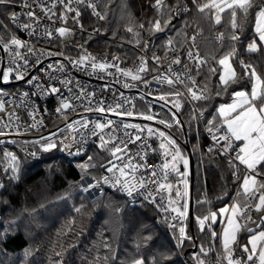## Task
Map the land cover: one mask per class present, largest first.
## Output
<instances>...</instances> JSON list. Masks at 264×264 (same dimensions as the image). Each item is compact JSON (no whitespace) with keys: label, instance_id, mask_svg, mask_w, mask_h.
I'll use <instances>...</instances> for the list:
<instances>
[{"label":"trees","instance_id":"1","mask_svg":"<svg viewBox=\"0 0 264 264\" xmlns=\"http://www.w3.org/2000/svg\"><path fill=\"white\" fill-rule=\"evenodd\" d=\"M110 1H102L100 5L101 13V6L105 4L107 7ZM126 1L129 6L128 9L130 8L127 12L130 25L131 21L135 24L136 18L142 20V25H147V23L150 25L153 22L151 20L164 19L168 16L171 17L170 23L163 31L159 32H148L145 27L144 30H141L136 26H133L136 31H125L118 24L119 28L116 32L113 30L114 25L112 27L108 21L109 15L104 16L105 20L103 19L99 23L84 18L83 21L86 26L99 27L100 36L84 33L87 37L81 39L80 33L74 32L45 46L58 52L74 53V46L81 44L91 50L104 52L109 56L117 53L120 59L131 64L139 58V54L132 48L136 53V57L125 56L116 41L119 36L132 41L139 50L146 51L154 48L166 53L169 41H171V44L180 47L192 33H196L201 54L203 44L211 47V55L208 60L206 59L207 61L205 60L206 63L197 74L198 80L206 88V95L209 97L207 100L196 103L199 115L202 111V115H200L202 123L207 127L209 126L207 122L217 116L216 109L232 101L229 93L234 89L249 90L250 88L248 78L243 77L237 83L232 84L227 93H222L220 96L216 95L218 75L211 72L210 69L218 68L216 59L220 57V51L221 54L225 51L221 47L226 42H230L234 46L235 52L232 60L237 67L235 70L238 75L243 72L240 61H243L244 64L254 65L259 74H264L263 53L258 51L251 54L247 50L248 43L255 38L250 28V17L244 18L243 14L239 13L238 27L235 29V34L239 36V40L233 41L231 40L233 28L228 33L221 26L216 28L212 26L211 17L199 12L193 0H184L188 2V9L180 19L174 17L173 9L176 4L183 0H163L164 6L161 9H158L159 6L156 5V0ZM261 2L262 0H256L251 10L254 12ZM12 9L9 5H0V34L6 38L15 33L10 22ZM159 12L161 13L160 16ZM204 24L214 27L211 28V33L208 35L203 29ZM137 29L139 30L137 31ZM102 30L105 33H101ZM219 31L224 34V39L220 45L214 41V36ZM111 33L115 37L111 36ZM211 36L212 38L209 39ZM145 44L147 45L146 48L144 47ZM180 109L182 113L171 110L175 114V119L172 118L173 116L169 112L168 114L171 115L172 121H180V126L183 124V129L181 128L182 139L180 138V141H182L180 143L183 145L184 150L185 145H189L193 158V226L195 238L198 242L195 252H186L194 246L191 231L187 226L188 216L185 231L190 238L186 239L183 246L180 247L178 246L176 230L174 228L170 229L171 227L169 228L166 224L167 221L164 222L161 219V212L154 204L144 201L131 203L117 192L103 191L95 199V202H97L95 206L92 199L80 191V185L78 186L77 183L81 179V173L72 164L73 160L68 161L59 154L52 152L47 153L42 161L45 167L41 168L37 167L38 163L21 158V162L18 163L19 166L17 167L16 180L9 176L14 173L10 170L12 168L0 166V176L3 179V186L0 190V233L4 229L7 230L0 236V264H130L137 259L143 260L145 264H154V262L155 264H197L198 259L204 261V264H216L220 247H217L215 240L207 233L206 228L205 231L199 230L197 218H202L205 214L229 204L237 189V181L232 176L233 170L229 163L222 161L215 153L206 150L205 142L198 131L200 124L193 118V112L189 104L183 100ZM57 121L59 120L52 121V127ZM60 121L62 126V120ZM94 148L98 150L99 147L94 145L87 155ZM0 150V153H2L5 149ZM102 153H104L107 160L110 159L106 151L102 150ZM52 161L57 163H48ZM108 166L98 169L99 177L101 172ZM46 167L48 168L46 169ZM53 172L54 175L49 178V175ZM61 173H63V179L60 180L58 175ZM69 180L71 184H65V181ZM189 183L190 177L188 186ZM49 187H52L51 193L47 191ZM66 197L73 199L78 197L87 198L86 200L89 201L81 208L79 213L76 208L82 204L74 206L75 211L71 210V214H67L72 216L66 217L64 216L66 213L61 212L56 217L47 218L50 224H47L46 233L40 235L42 236L40 242L33 244L35 238L32 231L25 230V220L31 216L33 218L37 215H45L51 208H60L62 203L58 199ZM112 200L118 201L120 205L124 204L127 211L124 216L118 217L113 208L106 209V203H111ZM99 202L101 207L98 206ZM138 213L139 220L136 217ZM142 215L150 218V226L146 229L140 226ZM246 224L248 223H243L240 240L243 239L245 234ZM122 227H124L123 230ZM201 247L207 251V255L200 251ZM233 252L241 256L240 252L236 250ZM185 253H187L186 256ZM242 258L244 259V257Z\"/></svg>","mask_w":264,"mask_h":264},{"label":"built area","instance_id":"2","mask_svg":"<svg viewBox=\"0 0 264 264\" xmlns=\"http://www.w3.org/2000/svg\"><path fill=\"white\" fill-rule=\"evenodd\" d=\"M103 0H86L85 3H79L78 0H13V3L9 4L13 9L10 14V22L14 29V34L7 38L0 34V70L7 71L9 67L13 69L12 74L8 82H0V102H6L4 104V110L0 111V129L9 134H21V133H33L39 134L41 137L38 140H34L27 145H17L16 143L24 140L22 137L16 139L9 138L8 136H0V149L16 151L21 157L29 160L30 162L43 161L47 153H57L68 161H75L84 158L91 147L100 141L98 136H92L88 130L80 128L76 121L87 119L90 122H103L115 121L113 128L116 129L115 135L123 140L135 139L137 134L136 128L125 129L124 123L135 124L145 129L144 132L139 133L144 141V147L141 148V141H135V143H129L127 145L128 151L125 153L124 160H114L115 164L122 166L125 161H132L135 164L143 165L147 162V168H139L134 173H129V169H125L127 179L132 184H136L141 179L156 180L159 183H171L173 185L171 189L172 193H176L177 188L181 191V181L176 176L175 172L169 168L164 170L161 165L166 162L164 156V150L159 149L161 138L157 135L148 136L146 122L132 118L128 116H120L114 114L115 112L133 111L132 105H135L138 99L144 102L153 100L154 96L165 95L166 98H180L185 103L189 104L193 112L196 121L199 122V134L205 142V148L208 151L213 146V136L209 133L208 127L202 123L199 111L197 110L195 101L191 99V93L187 91V87H193L191 81L187 79L190 75L198 83V88L193 87V91H202L207 93L206 88L201 84L197 78L196 73V61L190 60L187 56V51L198 53L199 57L203 59V56L198 48V38L196 33H192L188 39L182 44V46H176L171 44V50H169V44L166 49V53L161 52L158 49L152 48L151 50H139V58L133 63L129 64L120 59L117 55L109 56L104 52L94 51L87 47L77 44L74 46V53L58 52L52 48H47L50 42H53L59 38V34L56 32L57 28L64 27L66 29L74 30L73 33H87L90 32L99 35V27H88L84 23V18L99 23L102 20L99 19L95 13H101L100 5ZM91 3L93 7H88L87 4ZM188 2L182 1L176 4L173 9V15L175 18L180 19L186 11H177L178 6H186L188 9ZM28 4L31 7H25ZM71 8L79 11L81 14L79 17H75V11H68ZM32 11L36 13L38 19L30 20L26 15L27 12ZM56 13V15H53ZM13 16L18 18V23L13 22ZM61 16L64 19H61ZM75 17V19H73ZM65 20L67 22H65ZM77 21L79 23H77ZM23 24H30L29 29L21 27ZM83 25V28H80ZM90 30V31H87ZM98 30V31H97ZM53 32L54 38L49 40L46 33ZM34 33V34H33ZM67 35V34H66ZM220 39L219 37H221ZM15 36L22 42H26L27 48H31L29 52L26 48H15L11 45V37ZM195 36V46H193L192 37ZM64 37V36H63ZM224 39V34L219 31L215 34L214 41L220 44ZM5 43L8 47L5 49ZM16 52L21 53L20 56L15 55ZM63 53V55H59ZM82 56H91L97 58L96 62H118L119 68L124 71H130L132 74H137V68L142 62V59L147 60V71L140 72L139 76L142 78L140 81H133L131 77L124 76L116 68H109L105 71L93 70L89 61L84 62V66L74 64L73 61L78 60ZM26 57V59H25ZM154 57H160L158 62V71L153 70ZM179 57L182 62L180 64H174L172 61ZM49 65H52L50 68ZM63 65V68H61ZM204 64L200 65L202 69ZM241 66V65H240ZM172 70L185 75L181 77L184 83H176L174 86H170L165 81L163 84L156 82L153 77L164 73L165 75L172 76L167 70ZM242 68V67H241ZM244 71V69L242 68ZM249 71H251L249 69ZM23 74V79H15L16 75ZM175 80V77L172 76ZM146 79L150 83L146 86L143 80ZM64 81L65 83H61ZM125 85H128L126 87ZM187 85V87H186ZM8 87L7 88H4ZM60 89L58 93H51V88ZM179 90L182 95H169ZM67 101L72 105V108L63 110L61 108V102ZM131 103H128V102ZM202 101V100H200ZM122 103L124 106L122 109H115L116 104ZM98 105L104 107H112L114 111L106 113H98L96 111H90L88 109L95 108ZM155 111V110H154ZM55 120H62L61 124L52 127L51 123ZM71 124L73 127H68ZM35 125V126H34ZM93 127V123L89 124V129ZM153 129H159L157 126L150 125ZM78 129V130H77ZM99 131V130H97ZM112 130L105 128L104 133L107 134ZM127 133L128 135H125ZM219 135V133H217ZM51 137V140L56 143L57 147L50 151H42L41 146L46 144L47 141L44 138ZM38 142V143H35ZM101 142V141H100ZM238 144L235 142L234 146ZM67 145V147H65ZM102 145V144H101ZM102 147V146H101ZM102 147L104 151L111 157L108 148ZM157 149L158 151H153ZM238 151V148H237ZM209 152V151H208ZM221 158L222 161L228 162V156L221 155L219 150L213 151ZM8 154V153H7ZM34 154V155H33ZM231 156H235V152L230 151ZM143 156V159L141 157ZM167 160H171V155L167 157ZM10 158L6 155V166L9 168ZM238 164V161L236 162ZM110 167V165L108 166ZM243 169V166H239ZM188 172V166H187ZM156 171L158 175L156 177H149L147 174ZM167 171V180L163 179ZM144 174L143 176L141 174ZM132 175H135L136 179H132ZM119 176V172H107L103 170L99 179V191L117 192L127 201L136 203L144 201L150 203L144 196L136 194L132 197L128 196L123 190H119L118 185H115L116 177ZM104 177H108L107 183H104ZM124 178L122 177L121 180ZM0 185H3V179L0 176ZM157 185L149 183V189L155 188ZM2 187H0L1 190ZM136 191H143V189H134ZM238 194V188L234 195ZM154 195H156L154 193ZM160 195L165 197V200L169 198V191L165 189ZM160 195H156V200L159 202ZM253 194L245 195L246 205L253 200L251 197ZM155 204V203H150ZM157 205V204H156ZM165 206L164 203L159 204L161 210ZM248 215L252 217V220H244L245 223L255 221L256 214L253 207L249 209ZM176 215L171 212V216ZM176 220H179L177 216ZM185 227L184 223H182ZM181 224L179 225V227ZM233 252V251H232ZM226 253L220 251L217 256L216 264H227L225 258ZM234 259L244 260L240 255L233 252Z\"/></svg>","mask_w":264,"mask_h":264},{"label":"snow or ice","instance_id":"3","mask_svg":"<svg viewBox=\"0 0 264 264\" xmlns=\"http://www.w3.org/2000/svg\"><path fill=\"white\" fill-rule=\"evenodd\" d=\"M78 2L83 4L86 2V0H78ZM11 3H13V0H0V5ZM193 3L197 5V10L201 13H204L206 9H214V15L217 24H219L221 21V13L230 10L229 15L231 16V26L234 30L233 34L231 35V40L238 41L239 36L235 34V29H237L238 27V14L242 13L243 17L246 18L248 16L249 10L253 7V4L256 3V0H212L211 3H204L202 5L199 3V0H193ZM156 5L159 7H163V0H156ZM24 6L31 7V5L28 4H25ZM87 6L93 7L91 3L87 4ZM257 7L259 8V11L256 13L255 17V32L258 36V41L253 40L249 43L247 50L251 53L264 50V0H262V2L257 5ZM67 10L75 11V17H79L81 14L79 11L73 10L71 8H68ZM176 10L186 11L187 8L186 6H178ZM26 15L30 20L38 19L36 13L32 11L27 12ZM53 15H56V13H53ZM95 15L101 20L104 19V16L100 13H95ZM75 17H73V19H75ZM12 19L14 23H18L17 17L13 16ZM61 19H64V17L61 16ZM170 20V16L164 19H156L155 21L150 23L149 31H163L164 28H166L170 23ZM65 22L67 21L65 20ZM77 23L79 22L77 21ZM21 27L24 29H29L31 25L23 24L21 25ZM140 27L143 28L144 25H140ZM80 28L82 29L83 25H80ZM73 31L74 30L66 29L64 27L56 29V32L60 37H63L66 34H71ZM128 31H132V29L129 28ZM46 35L49 40L54 38L53 32H47ZM219 38L222 39V35ZM191 39L193 41V46H195V36H193ZM10 43L11 45L15 46V48H26L27 51H32L31 48H27L26 42H22L15 36L11 37ZM170 46L171 41H169V50H171ZM7 47L8 45L7 43H5V49H7ZM144 47L146 48L147 45L145 44ZM234 52L235 49H232L229 54L218 60V64L220 66L219 69L215 67L210 69L211 72L218 75L219 83L216 95L220 96L222 93H227L232 84L237 83L239 79H242L243 77L248 78V82L252 84V87L250 91L246 89H234L231 93H229L230 97L232 98V102L219 106L218 109H216L217 116L207 122L209 125L208 131L210 134H212L214 141L213 146L210 147L208 151L211 153L213 151L219 150L221 155L228 156V163L233 170L232 176L234 180L237 181V187L238 189H242L246 196H248V194L252 191L251 186L257 183V177L264 175V74H258L254 66L250 64H244L243 61H240L239 63L244 71L238 75L230 61V57L233 56ZM15 55L20 56L21 53L16 52ZM59 55H63V53H60ZM187 56L190 60L196 61V73L199 74L201 70L200 65L206 63V61L202 60L199 57L198 53H194L190 50L187 51ZM160 59V57H154L153 70L158 71V62ZM85 61L91 62L90 66L94 71H105L109 68H116L124 76L131 77L133 81H140L142 78L139 76V73L147 71V60L144 59H142L141 64L137 68V74H132L130 71H124L123 69H120L118 62H96L97 58L91 56H82L78 60L73 61V63L84 66ZM181 62L182 60L179 57L172 61V63L174 64H180ZM49 67L51 68L52 65H49ZM61 68H63V65H61ZM249 69H251V71H249ZM167 71L175 77V80L172 78V76L165 75L164 73L153 77V79L161 84L166 81L170 86H174L176 83H184V80L181 79V77L185 75L184 73L176 72L171 68H169ZM12 72L13 69L11 67H9L7 71H0V82H8ZM13 78L23 79L24 77L23 74H19ZM187 79L191 81L193 87L198 88V83L195 79L192 78V76L189 75ZM61 83L65 82L61 81ZM143 83L147 86L150 81L144 79ZM125 86L128 87V85ZM193 87H187V91L191 93L192 100L200 101L209 99V97L202 91H193ZM50 91L51 93L55 94L58 93L60 89L53 87ZM169 95H182V93L177 90L174 93H169ZM157 99L164 101L165 104L168 103L165 95H160L159 97H157ZM5 103L6 102H0V111L4 110ZM128 103L131 102L129 101ZM123 106L124 105L122 103L116 104L115 109H122ZM132 107L134 108L135 105H132ZM175 107L179 108L180 104L177 103ZM70 108H72L71 104H69L67 101H62L61 108L58 109V111H60L61 109L67 110ZM88 110L96 111L101 114L114 111L111 106L106 108L103 105H98L95 108H91ZM151 112L152 109H149L148 113L140 115L145 120H154L155 117L151 114ZM114 114L128 117L136 115V113H134L133 111L115 112ZM200 115H202V111ZM173 118L175 119V114H173ZM156 122L165 124L167 127L173 126L171 123L163 119L156 120ZM75 123L79 125L80 128L88 130L90 135L94 137L98 136L100 141L102 142V147H106L111 144V147L108 148V151L110 152L111 157H113L114 159L108 160V165H110V167H106L105 170L107 172L113 173L115 171L119 172V176L116 177V180L114 182L115 185H118L119 190H123L130 197L136 194L142 195L146 199H148L150 203L157 204V207H159L160 203H164L165 213L169 211L170 204H179V200H174L171 196V189L173 187L171 183L165 184L159 183L156 180L149 181L148 179H141L137 181L136 184H132L129 179H127L128 173H126L125 169H129V173H134L141 167H144L146 169L148 166L146 161L143 165H141L135 164L132 161L128 160L125 161L122 166H118L114 162V160H124L125 153L128 151L127 145L129 143L141 141L140 146L141 148L144 147L143 138L139 134L145 131L143 127L135 124L124 123L123 127L125 129L136 128L137 134L135 135L134 140H123L115 135L116 129L113 128L115 121L109 120L106 123H103L99 121L90 122L85 119L76 121ZM90 123H93V127L91 129H89ZM175 123L179 125L180 121L175 120ZM68 127L71 128L73 127V125L69 124ZM105 128H109L112 131L107 134H101L104 133ZM217 133H219V135H217ZM5 134L6 133L2 129H0V136H3ZM157 134L158 137L161 138L159 149H164V156L166 158V162L161 165V168L164 170H168L169 168H171L173 171H177L176 166L181 160L183 161L184 167L187 168L188 160L181 155V150L176 145V141L171 136L163 131H160L159 129H153L150 126L147 128V135L149 137ZM125 135L128 134L125 133ZM44 139L47 141V143L41 146L42 151L47 152L57 147L56 143L51 140V137H47ZM235 142H242V145L236 144L234 146ZM65 147H67V145H65ZM169 149L171 151H169ZM153 151L158 150L153 149ZM230 151L235 152L234 157L229 154ZM6 155L9 156L10 160L13 162V165H15L17 157L11 155L10 153ZM169 155H171V160H167V157ZM141 159H143V156L141 157ZM237 161L238 164L236 163ZM241 165L243 166V169L239 167ZM16 167L17 166H13L12 170L15 171ZM101 167H105V165H101ZM187 174V172H184L181 175L186 177ZM141 175L143 176L144 174L142 173ZM147 175L149 177H156L158 173L156 171H153L152 173H148ZM122 177L124 178L123 180H121ZM167 177L168 174L167 171H165L163 179L167 180ZM132 179H136L135 175H132ZM108 180V177H104V183H107ZM149 183L155 184L157 186L153 189H149ZM98 184L99 181L97 182V184H89L84 187V191L88 192L92 188L97 187ZM2 186L3 185H0V187ZM137 188L143 189V191L134 192V189ZM165 189L169 191V198L167 199V201L165 200V197L163 195H160ZM154 193L156 195H160L159 202L156 200V195H154ZM180 195V191L177 188L176 197L178 198L180 197ZM251 199L258 201L255 204L254 210L257 213L264 212V192L260 193L258 196H252ZM83 207L84 206L81 205L80 207L76 208V211L79 213L81 211V208ZM252 207L253 205L251 203H248L246 206L242 207L238 202H236L230 205L229 208H222L217 210L216 212H210L209 215H206L202 218H197L201 231H205L206 221H211V224H217L218 217L226 218L225 226L221 230V244L226 253L225 258L227 259V264H264V215L261 216L260 222L257 223L256 221H253V223L257 224L256 229H247L250 233L248 242L243 245H237L245 254L244 260L242 261L241 259H234L233 257L232 246L237 244V233L242 226L239 223V218H243L244 220H252V217L247 214L249 209H251ZM171 211L173 213H176V215H166V221L176 220L177 216H185L187 211V204L172 207ZM169 226L174 229L177 227L176 224H170ZM210 235L213 240H216L218 238V234L215 230H212ZM189 238L190 237L186 235L185 227L181 223V226L179 227V235L177 237L178 246L182 247L184 241ZM200 251L207 255V251L203 247L200 248ZM133 264H145V262L141 259H137L133 261ZM197 264H204V261L198 259Z\"/></svg>","mask_w":264,"mask_h":264},{"label":"rangeland","instance_id":"4","mask_svg":"<svg viewBox=\"0 0 264 264\" xmlns=\"http://www.w3.org/2000/svg\"><path fill=\"white\" fill-rule=\"evenodd\" d=\"M211 1H209L208 3H211ZM128 3L126 0H111L110 1V4L106 5H102L101 6V9H102V14L103 16H110V18H108V21L110 22V24L114 25L113 27V30H115L116 32L118 31V24H120V26L125 30V31H128L129 28H132V30L136 31L133 26H136L137 28L141 29V30H144V27H145V30H147L148 32L149 31V24L147 23V25H144L143 28H140V25L141 24V19L139 18H136V16L134 15V17L136 18L135 19V24H133L134 22L131 21V25L132 27H130V23L128 22V14L127 12H129V9H128ZM162 7H158V9H161ZM214 10V9H213ZM159 16L161 15V13L159 12L158 13ZM105 20V18H104ZM156 19H153L151 21H155ZM216 22V20H215ZM137 29V31L139 30ZM87 31H90V30H87ZM101 33H105L103 30L100 31ZM156 32V31H154ZM73 33V32H72ZM85 34H91L90 32H87ZM92 35H96V34H92ZM80 38L82 39L83 37H87L86 35H84V33H81L80 35ZM111 36L115 37L113 35V33H111ZM119 47L121 48L123 54L127 57H130V58H135L136 57V53L134 52L133 49H135V51L137 52V49L138 47H135L136 44H133L132 41L124 38L123 36H119V39L116 40ZM134 45V46H133ZM133 48V49H132ZM116 55L119 56V54L116 53ZM121 56V55H120ZM4 88H7L8 87H4ZM158 96H154L153 97V100L149 101V102H144L143 100L141 99H138L135 103V109H134V113H136V115H133L132 118L134 117H137L138 119H141V120H144L147 124L146 126H150V125H155L159 128L160 131H163L165 132L166 134H168L169 136H171L175 141H176V145L179 147V149L181 150V155L186 158L187 157V153L185 152L184 150V147L183 145L180 143V138L182 137V127L179 125H177L175 123V121H172L171 120V115L173 116V112H179V113H182L181 112V106H182V103L183 101L180 100V98H171L170 100H168V103L165 104L164 101H161V100H158L157 99ZM179 103L180 104V107L177 108L175 107V105ZM149 109H152V112L151 114L155 117L154 120H145L142 118V116L140 114H144V113H148ZM155 110V111H154ZM173 110V112L171 111ZM168 112L171 114H168ZM173 118V117H172ZM159 119H163L165 121H168L169 123H171L173 126L172 127H167L165 124H161V123H157L156 120H159ZM61 121H57V123L55 125H53V128L55 126H58L60 125ZM4 136H8L9 138H12V139H16L18 137H22L24 138V140L22 141H19L17 142L16 144L17 145H27L29 144L30 142L34 141V140H38L41 136L39 134H33V133H21V134H9V133H6ZM182 139V138H181ZM97 144L99 146L98 150H96L95 148L89 152V154L82 160H76V161H72V164L79 170V172L81 173V179L79 180V183L78 186L81 188V192L82 194H87V196L89 198L92 199L93 201V204L96 206L97 202H95V199L98 198L102 192L99 191V184L97 187H94L92 188L90 191L88 192H85L84 191V187L89 185V184H97V182L99 181V175H98V169H102L104 167H101V165H108V160L106 159L104 153H102V142L98 141ZM164 150V149H163ZM1 151V150H0ZM169 151H171L169 149ZM8 152V151H6ZM12 152V155L16 156L17 159L15 161V165H13V162L10 160V163L12 165V168L13 166H19L18 163L20 164L21 162V158L18 154H17V151H16V148L13 149ZM14 152V153H13ZM5 153V150L4 152L2 151V153H0V166H4V155ZM57 154V153H55ZM63 160V159H62ZM34 163H38L37 164V167L38 168H41V167H45L44 164H42V161H39V162H34ZM44 163L46 164V162L44 161ZM48 163H57L55 161H52V162H48ZM59 163V162H58ZM65 163V162H63ZM16 167V170L13 171L12 169H10L12 172L11 175H9L12 179L16 180L17 179V175H18V169ZM55 167V166H53ZM177 176L182 178L183 179V191L184 193V198H177V197H172L174 200L175 199H178L179 200V204H170L169 205V211L167 213L164 212V207L160 210L159 208V212H161V219L164 220V222L166 221L165 220V216H171V208L172 207H177V206H180V205H184V204H187V210H188V203H189V194L187 192V189L185 188V186L188 187V181H189V176L187 175L186 177L181 175L182 173L184 172H187L186 168L184 167V164H183V161L181 160V164L179 166V163L177 164ZM48 167H46L47 169ZM55 172V171H54ZM54 172L52 174L49 175V178H51L53 175H54ZM59 179H63V173L59 174ZM186 182V183H185ZM71 184V181H65V184ZM52 187H49L47 188V191H49L51 193ZM182 191V192H183ZM78 196H81V195H78ZM85 196V195H84ZM82 197V196H81ZM81 197H78V198H61V199H58L59 202L62 203V206L60 208H51L49 209V211H47V213H45V215H37L33 218L29 217L27 220H25V230H29V231H32V234H33V237L35 238V240L33 241V244L35 243H38L40 242V238L42 236V234L46 233L47 231V224H50V221L49 219L47 218H50V217H56V215L58 213H61V212H64L66 214H64V216L68 217V216H72V215H67V214H71V210L75 211V208L74 206H76L77 204H82L83 206L88 204V201L89 200H86L84 198H81ZM182 199V200H181ZM182 201V203H181ZM64 202V203H63ZM101 202V201H100ZM100 202L98 204L99 207H101L100 205ZM110 208H113L114 211L116 212L117 216L118 217H122L124 216L127 211L125 209V206L124 204L120 205L118 203V201L116 200H112L111 203H106V209H110ZM176 214V213H174ZM188 216V211H186V215L183 216L186 220ZM137 219L139 220V213L137 214ZM167 224V223H166ZM188 224V223H187ZM140 226H142V228L145 227V229L147 227L150 226V218L146 215H142V218H141V224ZM167 226L170 228V226L167 224ZM124 227H122V230H123ZM132 229H134L133 226H131ZM172 229V228H170ZM7 230H3L1 233H0V236H2ZM197 241V240H196ZM197 246H198V242H197ZM194 247V246H193ZM186 256V255H185ZM25 257H26V254H25ZM20 264H23V263H20ZM130 264H133V263H130Z\"/></svg>","mask_w":264,"mask_h":264},{"label":"crops","instance_id":"5","mask_svg":"<svg viewBox=\"0 0 264 264\" xmlns=\"http://www.w3.org/2000/svg\"><path fill=\"white\" fill-rule=\"evenodd\" d=\"M209 1H211V0H199V3L202 5L204 3H208ZM229 11H225L224 13H221V21H220L219 24H217L215 22V15H214V10L213 9H206L205 12L203 13V15H205V16L206 15H209L211 17V25L212 26H214L215 28L218 27V26H221L222 29H224L225 31H227L229 33V31L232 29V26H231V16L229 15ZM258 11H259V8L257 7V9H255L254 12L250 9L249 10V13H248V17H250V28L252 29V32L254 33V36H255V38L253 40H257V41H258V36L256 35V32H255V17H256V13ZM238 19L239 18L237 17V20ZM214 27H210L208 24H204L203 29H205L204 31H205L206 35H208L209 33H211V28H214ZM211 38H212V36L209 39H211ZM253 40H251V41H253ZM208 41H210V40H208ZM249 43H248V45H249ZM200 45L202 46V43ZM221 48H223L225 51L222 54H221V51H220V57H218L216 59L217 63H218V60L219 59H221L225 55L229 54V52L232 49H234V46H233L232 43L226 42ZM201 51H202V54H203L202 55L203 56V59L204 60H206V59L208 60V57L211 55V47L210 46H206V44H203V47L201 48ZM260 52H262L263 53L262 55H264V50H262ZM249 53H251V52H249ZM255 53H251V54H255ZM262 59H264V56L262 57ZM230 61L232 63V66L236 69L237 67L235 66V64H234V62L232 60V56L230 57ZM219 68H220V66L218 64V69ZM254 68L256 69V71H258L255 66H254ZM237 74H238V72H237ZM218 83H219V81H218ZM251 87H252V84L250 83V88H249L248 91L251 90ZM193 118H194V116H193ZM237 143H238V145H242V142H237ZM180 164H181V161L179 162V166H180ZM175 172L177 173L178 171H175ZM180 180H181V183H182L181 187H183V179L180 178ZM185 188L187 189V192L189 194V186L188 187L185 186ZM251 189H252V191L249 194H253V196L254 195H257L258 196L260 193L264 192V175H261V176L257 177V183H255L254 185H252L251 186ZM182 191H183V189L181 188V191H180L181 196L179 198H182L183 199L185 193H184V191L183 192ZM245 195L246 194L244 193V191L242 189H238V194L237 195H233V197H232V199H231V201H230L229 204L223 205V206L219 207L218 209L213 210L212 212H216L217 210L222 209V208H229L230 205H232L233 203H236V202H238L242 207L246 206V198H245ZM257 202L258 201L253 200V210H254L255 204ZM181 203H182V201H181ZM254 212L256 214L255 221L258 223V222H260L261 216L264 215V212L257 213L255 210H254ZM229 214H230V212H229ZM206 215H209V213L208 214H205V216ZM182 218H184V217H182ZM225 223H226V218L225 217H218V223L217 224H211V221H206V223H205V228L207 229V233L210 234L212 230H215L217 232L218 238L215 240V242L217 244V247L218 246L220 247V251H223L224 253H225V250L223 249L222 244H221V238H222L221 237V230L225 226ZM239 223L242 226L240 227V229H239V231L237 233V244L232 246V251H235L236 250V251L240 252L241 253V256L245 258V254L242 252L241 248L238 247L237 245H243V244H246L248 242L250 233L248 232L247 229L248 228L256 229L257 224L256 223H253V222H250V223L248 222V224H246V226H245V229L246 230H245V234L243 233L244 234L243 239L240 240V235H241V232L243 230V223H245L244 219L243 218H239ZM198 226H199V223H198ZM199 230L201 231L200 226H199ZM257 256H258V252H257Z\"/></svg>","mask_w":264,"mask_h":264},{"label":"water","instance_id":"6","mask_svg":"<svg viewBox=\"0 0 264 264\" xmlns=\"http://www.w3.org/2000/svg\"><path fill=\"white\" fill-rule=\"evenodd\" d=\"M2 71V69H1ZM182 129H183V124L181 125ZM185 150L188 153V170H189V177H190V183H189V203H188V227L191 231V234L193 235V239H194V243H195V247L191 250L193 252L196 251V247H197V241L194 237V226H193V207H194V196H193V158H192V154L189 148V145L186 144L185 145ZM188 252V251H187ZM187 254V253H185Z\"/></svg>","mask_w":264,"mask_h":264},{"label":"bare ground","instance_id":"7","mask_svg":"<svg viewBox=\"0 0 264 264\" xmlns=\"http://www.w3.org/2000/svg\"><path fill=\"white\" fill-rule=\"evenodd\" d=\"M189 176V175H188ZM179 217V220H169V221H167V224L168 225H170V224H176L177 225V227L175 228V230H176V232H177V234L179 235V225L181 224V223H184V225H185V230H186V223H187V221L185 220V218H182L181 216H178ZM187 226H188V224H187ZM172 228V227H171ZM192 235V234H191ZM194 237H195V232H194ZM192 238H193V235H192ZM196 239V238H195ZM193 242H194V239H193ZM194 247H195V243H194ZM194 247H192L191 249H188V250H186V252L187 253H190V252H192L193 253V251H191ZM197 248V247H196ZM185 255H187V254H185Z\"/></svg>","mask_w":264,"mask_h":264}]
</instances>
